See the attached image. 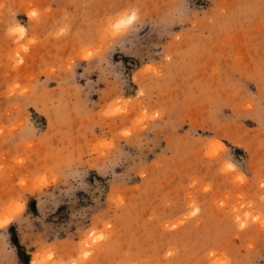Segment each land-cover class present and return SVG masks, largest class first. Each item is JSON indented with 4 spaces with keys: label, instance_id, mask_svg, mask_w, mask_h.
I'll return each mask as SVG.
<instances>
[{
    "label": "rangeland",
    "instance_id": "obj_1",
    "mask_svg": "<svg viewBox=\"0 0 264 264\" xmlns=\"http://www.w3.org/2000/svg\"><path fill=\"white\" fill-rule=\"evenodd\" d=\"M0 264H264V0H0Z\"/></svg>",
    "mask_w": 264,
    "mask_h": 264
}]
</instances>
